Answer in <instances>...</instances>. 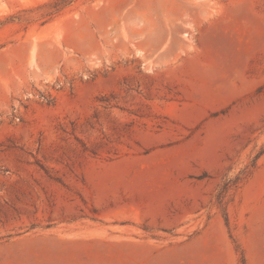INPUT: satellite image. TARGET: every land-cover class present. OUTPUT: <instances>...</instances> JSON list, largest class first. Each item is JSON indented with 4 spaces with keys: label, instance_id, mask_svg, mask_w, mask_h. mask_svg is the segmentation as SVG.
Wrapping results in <instances>:
<instances>
[{
    "label": "rangeland",
    "instance_id": "obj_1",
    "mask_svg": "<svg viewBox=\"0 0 264 264\" xmlns=\"http://www.w3.org/2000/svg\"><path fill=\"white\" fill-rule=\"evenodd\" d=\"M50 2L0 0V264H264V0Z\"/></svg>",
    "mask_w": 264,
    "mask_h": 264
},
{
    "label": "trees",
    "instance_id": "obj_2",
    "mask_svg": "<svg viewBox=\"0 0 264 264\" xmlns=\"http://www.w3.org/2000/svg\"><path fill=\"white\" fill-rule=\"evenodd\" d=\"M72 0H55V4H53L52 2H50L49 4H47L51 10L53 8H55V10H60L62 7H64L65 5L69 4ZM50 14L53 13V11L49 12ZM3 22H0V24H3Z\"/></svg>",
    "mask_w": 264,
    "mask_h": 264
}]
</instances>
